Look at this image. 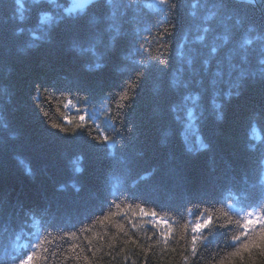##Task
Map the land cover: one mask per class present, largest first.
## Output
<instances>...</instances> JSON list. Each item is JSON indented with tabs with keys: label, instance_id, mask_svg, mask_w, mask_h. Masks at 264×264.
I'll return each instance as SVG.
<instances>
[{
	"label": "trees",
	"instance_id": "trees-1",
	"mask_svg": "<svg viewBox=\"0 0 264 264\" xmlns=\"http://www.w3.org/2000/svg\"><path fill=\"white\" fill-rule=\"evenodd\" d=\"M65 2L0 0V264H264L259 247L233 255L246 242L236 236L264 226V0H100L72 19ZM110 25L123 34L107 50ZM222 36L211 86L202 60ZM94 37L103 67L88 71L96 58L71 45ZM174 74L188 88H173ZM192 90L202 99L189 151ZM80 115L87 127L76 130ZM207 216L213 229L194 233Z\"/></svg>",
	"mask_w": 264,
	"mask_h": 264
},
{
	"label": "snow or ice",
	"instance_id": "snow-or-ice-1",
	"mask_svg": "<svg viewBox=\"0 0 264 264\" xmlns=\"http://www.w3.org/2000/svg\"><path fill=\"white\" fill-rule=\"evenodd\" d=\"M107 5H111L112 0H106ZM162 3H168V0H161ZM16 3L19 4L20 0H16ZM146 7H151V5H146ZM63 11L65 13L66 17H71V18H77L80 16H83L87 13L86 11V7L84 3H77L76 0H71V2L68 4V6L63 7ZM42 19L43 21H48L50 19V17L46 14V13H41ZM22 15H21V19H22ZM95 20H92V23L95 24ZM109 31L111 32V35L108 37L107 39V50H112L116 47L119 39L122 36V31L120 29L119 26L116 25H110L109 26ZM165 31H167V29H165ZM208 30L205 29V32H207ZM33 36V40H39L41 39V37L37 36L35 33L32 34ZM200 40H203L204 37H199ZM218 39L222 40L223 43L222 44H218V45H214L213 47H211L209 53H208V57L202 60V67H203V71H204V75L208 76L209 78V84L211 86H215L217 83V77L221 76V72L220 71H216L214 73L211 72V65L213 60L215 59V57L219 54V49L223 48L224 45L227 44L228 42V37L227 36H222V37H218ZM247 44H251V41H246ZM102 44V41L100 39H96L95 37L92 39L91 42H89L87 45L83 44L82 42H73V44L71 45L72 51H74L77 55H83L85 53H91L92 56H94L96 58V62L94 64H88L86 65L87 70L88 71H98L99 69H101L103 67L102 64V60H103V54H101L100 52H98V45ZM34 45H30V47H32ZM181 56H184V53L181 52ZM231 59V58H229ZM162 65H164L165 67L167 66V62L164 60H160L159 61ZM187 65H188V69L190 71H196V68L194 67L195 63H196V57L192 56L189 57L187 59ZM264 62V61H262ZM141 65H144L143 62H140ZM147 66V65H144ZM183 72V70H181ZM141 76L143 75V73L140 74ZM203 80L201 79L200 83H202ZM171 85L173 88H188V82H185L182 75H175L174 74V78L170 81ZM42 90H47L46 88H42L41 86L37 85L35 88L36 93H40ZM85 99L87 100L88 94L87 93H83ZM232 92L228 91L225 93L226 97H231ZM202 97L201 94L198 91L192 90L189 91L185 94L184 96V101L187 102V104L189 102H191V107H186V112H185V125H184V131L182 132V136L186 142V146L188 147L189 151L193 150V141L190 140L188 132L190 129L193 128V122L194 121H198L199 117L197 115V107H199L200 101H201ZM214 104V109L217 112V119H221L222 118V113H221V108H222V104L218 103V102H213ZM71 105V101L68 102L67 105H65V107ZM173 111H176L175 108H173ZM41 114L44 117H47V112H41ZM66 121L68 124H72L73 120L70 117H65ZM89 119V116L87 115H80L78 117L79 123L75 124V129L76 130H83L87 127V120ZM177 119H179V117H177ZM46 123H48L47 119H46ZM48 126L53 129L54 131H59L61 133L64 134H68L69 133V128L67 127H63L61 126V124L59 123H51L48 124ZM4 127H7V125L5 124ZM74 134V133H73ZM195 136V140H194V144L197 150L199 151H204L208 148V145L204 142L203 137L199 134V132H195L194 133ZM99 139V138H97ZM103 141L105 143H107L109 141V136H105L103 137ZM77 172H80L81 169L79 167V165H77L76 169ZM25 172L26 174H31V168L30 167H25ZM142 180H144V177H140L138 180L133 182V187H135L136 184L140 183ZM73 187H75V185H73ZM77 191H79V189H77ZM141 211H143V209H141ZM146 216L147 215H151L152 217H155L157 215V213L152 212V213H144ZM105 220L110 219V217H105ZM261 220H264V217H260ZM253 223V221L248 220L245 224L244 227L245 229H247L249 227V225ZM213 225H214V220L212 216H207L206 218L202 219L200 222H197L192 231L194 233L197 234H203L205 232H208L210 230L213 229ZM121 231H123V225L119 226ZM185 228H187V226H185ZM161 235L164 237L165 241H167L170 237H171V228L169 226V230L165 233L162 232ZM244 237L246 242H243L241 244V248L239 252L233 253L234 256H239L244 252H250L254 247H259L261 249L262 252H264V226H262L261 231H260V235L259 237H255L253 236L252 239L247 240V232H244L241 234V236H236L235 240L236 241H240L241 237ZM198 243H202L201 241V237L200 235H193L191 237V246H192V252L196 253L197 252V245ZM34 256H28L26 261H22V264H31V262L33 261ZM223 264V262H222Z\"/></svg>",
	"mask_w": 264,
	"mask_h": 264
},
{
	"label": "water",
	"instance_id": "water-1",
	"mask_svg": "<svg viewBox=\"0 0 264 264\" xmlns=\"http://www.w3.org/2000/svg\"><path fill=\"white\" fill-rule=\"evenodd\" d=\"M76 1H77V3H84L85 7H87V6H90L91 4L97 3L100 0H76ZM252 1H255L258 3L261 0H252Z\"/></svg>",
	"mask_w": 264,
	"mask_h": 264
},
{
	"label": "clouds",
	"instance_id": "clouds-1",
	"mask_svg": "<svg viewBox=\"0 0 264 264\" xmlns=\"http://www.w3.org/2000/svg\"><path fill=\"white\" fill-rule=\"evenodd\" d=\"M68 4L69 3H67V0H66V2H65V4L64 5H62V6H60L62 9H63V7H66V6H68ZM69 19H72L71 17H68Z\"/></svg>",
	"mask_w": 264,
	"mask_h": 264
}]
</instances>
